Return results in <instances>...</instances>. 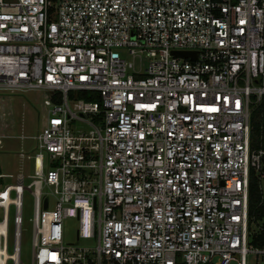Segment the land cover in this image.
<instances>
[{
    "label": "built area",
    "instance_id": "built-area-1",
    "mask_svg": "<svg viewBox=\"0 0 264 264\" xmlns=\"http://www.w3.org/2000/svg\"><path fill=\"white\" fill-rule=\"evenodd\" d=\"M30 91L37 135L0 115V151L35 140L32 173L0 170V264H24L27 193L33 264L264 260V0H0V98Z\"/></svg>",
    "mask_w": 264,
    "mask_h": 264
},
{
    "label": "rangeland",
    "instance_id": "rangeland-1",
    "mask_svg": "<svg viewBox=\"0 0 264 264\" xmlns=\"http://www.w3.org/2000/svg\"><path fill=\"white\" fill-rule=\"evenodd\" d=\"M43 92L30 91L27 93H7L4 92L0 98V115L2 129L5 133H14L21 136L37 135L44 121L45 110L42 107ZM81 96H84L81 94ZM263 115L261 111H255L252 122L255 126V133L263 130ZM9 124L10 127H6ZM262 126V128H261ZM6 127V128H5ZM254 138V137H253ZM35 140L31 137L22 139L11 138L6 140V149L0 151V165L3 172L17 174L23 168L28 174L33 172V160L23 159L19 155V150L24 146L29 153H32ZM257 146V145H254ZM11 181H13L11 179ZM24 225L21 241V259L24 264H33V217H34V198L27 193L24 198ZM77 238V225L74 220L68 222L66 239L74 241ZM259 264H264L260 260Z\"/></svg>",
    "mask_w": 264,
    "mask_h": 264
},
{
    "label": "trees",
    "instance_id": "trees-1",
    "mask_svg": "<svg viewBox=\"0 0 264 264\" xmlns=\"http://www.w3.org/2000/svg\"><path fill=\"white\" fill-rule=\"evenodd\" d=\"M84 95H87V94H84ZM259 110L261 111V114L264 116V100L262 104L260 105ZM6 127L9 128L10 125L7 124ZM254 129H255V126L253 127L254 145L261 146L262 141H263V130L259 133L258 131L257 133H255ZM2 131L5 132L4 129H2ZM0 170H1V165H0ZM260 200H261V193L259 192L256 181L253 180L252 188H251V215L256 216V218L263 219L264 218V204H260ZM258 243L261 245H264V234L260 237V239L258 240Z\"/></svg>",
    "mask_w": 264,
    "mask_h": 264
},
{
    "label": "water",
    "instance_id": "water-1",
    "mask_svg": "<svg viewBox=\"0 0 264 264\" xmlns=\"http://www.w3.org/2000/svg\"><path fill=\"white\" fill-rule=\"evenodd\" d=\"M174 54L178 56H191V55L196 56V52H191V51H175ZM263 139H264V117H263Z\"/></svg>",
    "mask_w": 264,
    "mask_h": 264
}]
</instances>
